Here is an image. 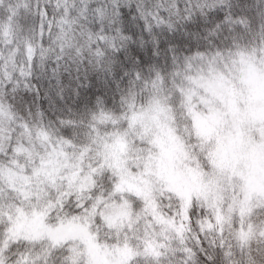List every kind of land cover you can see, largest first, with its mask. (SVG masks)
Segmentation results:
<instances>
[{"label": "snow or ice", "instance_id": "obj_1", "mask_svg": "<svg viewBox=\"0 0 264 264\" xmlns=\"http://www.w3.org/2000/svg\"><path fill=\"white\" fill-rule=\"evenodd\" d=\"M0 264H264V0H0Z\"/></svg>", "mask_w": 264, "mask_h": 264}]
</instances>
